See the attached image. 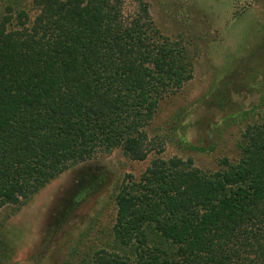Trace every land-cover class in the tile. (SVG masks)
<instances>
[{
  "label": "trees",
  "instance_id": "16d2710c",
  "mask_svg": "<svg viewBox=\"0 0 264 264\" xmlns=\"http://www.w3.org/2000/svg\"><path fill=\"white\" fill-rule=\"evenodd\" d=\"M124 3L0 0V210L20 209L100 153L142 161L162 152L148 129L166 94L191 79L193 56L157 28L144 0L129 16ZM208 96L207 112L231 99L216 86ZM206 118L194 123L202 130ZM239 137L236 158L214 171L157 155L125 176L112 196L114 246L83 264H264V115Z\"/></svg>",
  "mask_w": 264,
  "mask_h": 264
},
{
  "label": "rangeland",
  "instance_id": "374dc122",
  "mask_svg": "<svg viewBox=\"0 0 264 264\" xmlns=\"http://www.w3.org/2000/svg\"><path fill=\"white\" fill-rule=\"evenodd\" d=\"M144 1L157 28L182 40L193 56L191 79L166 94L148 129L162 152L142 161L119 149L100 153L60 174L20 209L2 208L0 264H83L95 251L112 249V196L125 176L139 177L157 155L190 158L214 171L220 158H236L243 128L264 115V0ZM135 4L125 0V15ZM213 86L231 96L221 113L205 109ZM242 111H250L245 119L229 118ZM202 117L207 127L201 130L194 122ZM199 137L213 140L214 150L189 149L187 142Z\"/></svg>",
  "mask_w": 264,
  "mask_h": 264
}]
</instances>
